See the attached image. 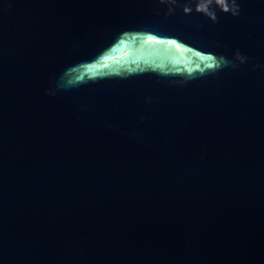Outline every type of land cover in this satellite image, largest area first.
I'll list each match as a JSON object with an SVG mask.
<instances>
[{
  "label": "water",
  "instance_id": "95a60500",
  "mask_svg": "<svg viewBox=\"0 0 264 264\" xmlns=\"http://www.w3.org/2000/svg\"><path fill=\"white\" fill-rule=\"evenodd\" d=\"M0 264H264V0H0Z\"/></svg>",
  "mask_w": 264,
  "mask_h": 264
}]
</instances>
